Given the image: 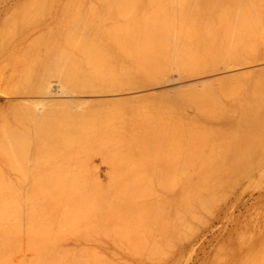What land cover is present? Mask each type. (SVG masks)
I'll return each mask as SVG.
<instances>
[{
    "label": "rangeland",
    "instance_id": "374dc122",
    "mask_svg": "<svg viewBox=\"0 0 264 264\" xmlns=\"http://www.w3.org/2000/svg\"><path fill=\"white\" fill-rule=\"evenodd\" d=\"M138 1L0 0V264H264V178L253 179L258 182L251 180L249 185L245 181L236 192V196L239 195L237 206L228 210L223 222L215 226L208 225L212 215L207 212L201 213L198 219V213L194 216L187 213V217L182 209L177 214L165 213L159 207L151 209L148 205L154 193L160 195L173 184V172L167 167L172 168L177 160H264V107L260 110L264 104V59L261 58L264 46L258 43L264 42V25L254 16L248 17L251 13L257 17L253 0L250 6L247 0H237L238 4L234 0L232 8L236 3L240 12L227 6V11L223 10L224 5L220 4L228 0H212L216 1L213 7L220 6L226 11L228 21L234 18H231L235 20L232 25L238 22L233 25L236 29L244 28L245 32L247 28L252 29L247 30L248 35L245 33L248 38L242 29L241 33L235 29L232 35V25L229 26L221 9L214 7L220 11V18L225 17L223 19L217 16V11L214 15L213 9L212 15L210 9V15L205 12L211 5L201 7L206 9V14L198 11L208 22L214 15L216 22L211 20L210 23L223 22L220 26L224 29L225 21L229 24V28H225L231 31L227 33L224 29L229 34L225 38L220 37L224 30L218 29L220 34L213 31L216 25L206 36L200 32L208 39L204 46L202 34L198 33L202 35L199 37L196 32L191 36L188 33L189 20L194 21L191 12L200 7V4L196 6L198 1L193 2V10L191 4V11L187 9V14L191 15L188 20L185 18L187 32L177 31L178 35L172 31L178 29L174 26L178 27L176 23L181 24L178 13L184 12V0L181 4L172 0V4L174 1L181 6L182 11L175 12L176 15L172 13L175 6L172 7L171 0H140L136 4ZM141 3L149 7V11L140 8ZM134 4L140 5L138 10L142 9L141 21L146 20V24L149 21V27L142 23L139 26L148 27L147 31L151 28L153 32H148L151 37L147 36L153 38V45L163 36L154 46L158 53L151 44L156 51L152 50L151 54L158 60L147 52L150 44L144 46L146 52L138 54L152 57L143 55L150 58L147 64L141 55L139 62L146 65L136 63L137 67L141 64L138 70L152 74L149 80L143 77L153 83L148 86L150 90L148 87L146 90L131 88L129 74H134H131L133 79L142 72H131L132 68H128L131 70L128 74L127 66L123 70L121 65L122 62L124 65L122 60L130 63L127 58L130 60L137 51L125 46L132 45V36L140 28L135 24L138 27L135 26V32L131 26L138 20L141 22L135 15L138 12H134ZM162 4L173 16L166 9L162 11ZM247 5L254 11L247 10ZM243 10L248 13L241 14ZM127 13L131 18L135 15L136 21L132 23L134 18H128L123 22ZM157 14L162 15V19ZM116 15L123 21L119 25L113 23L116 27L111 26V22L119 21ZM165 15L174 18L168 19ZM248 18L253 19L250 22ZM156 20L160 24L156 22L153 26ZM253 20L260 24L256 29L251 28L255 27ZM128 22L133 27L129 30ZM193 23L191 29H195ZM101 24H104L103 29L109 24V30H103L104 36H96ZM207 24L201 26H211ZM120 25L126 26L128 31L133 29L134 34L127 33L128 39L122 35L125 27L122 29ZM164 27V31H171L169 37L163 32ZM253 30L257 31L252 39L249 34L251 36ZM161 33H166L167 37ZM171 33L179 37L185 33L189 47L184 46L183 41L169 47ZM238 33L251 38L250 43L239 42L245 38ZM194 34L201 39L202 47L196 48L198 43L190 42L196 37ZM237 34L241 39L235 38L243 44V52L235 47L237 41L232 36ZM119 35L127 37L125 45ZM182 36L181 40L185 41ZM110 38L114 39V45L119 39L116 41L119 51L109 43ZM164 38L169 39L168 49L182 44L190 50L195 45L193 49H198L197 52L192 48L193 54L186 52L191 65L188 57L189 65L184 64L186 59L181 62L182 56L178 63L179 67L184 64L182 69L173 66L174 63L168 65L172 58L167 62L171 57L167 54L175 53L177 46L173 51L169 49V53L161 43ZM209 39L217 41L212 51L209 44L213 40ZM121 40L125 47L120 53L122 45L117 42ZM173 40L176 41L175 37ZM223 41L227 43L224 46ZM218 42L225 50H219ZM233 43L235 48H232ZM256 43L259 45L253 46ZM103 44H109L113 52ZM160 44L164 46L161 48ZM99 45L106 47L107 52ZM184 47L180 50L185 55ZM180 50H176L177 56ZM128 53L131 57H125ZM189 53L192 57L187 55ZM112 54L115 60L108 58ZM193 58H197L195 62ZM115 61L118 62L116 67ZM139 78L144 81L141 75ZM136 82L133 81V85ZM104 88L118 91L109 92ZM88 90L107 92L95 94ZM165 178L169 184L163 183Z\"/></svg>",
    "mask_w": 264,
    "mask_h": 264
},
{
    "label": "bare ground",
    "instance_id": "6f19581e",
    "mask_svg": "<svg viewBox=\"0 0 264 264\" xmlns=\"http://www.w3.org/2000/svg\"><path fill=\"white\" fill-rule=\"evenodd\" d=\"M140 1V0H139ZM137 2L136 4H139L140 2ZM144 1V0H143ZM164 1H166V0H164ZM164 1H162V2H164ZM168 2H169V0H167ZM175 1V0H174ZM173 1V4H172V0H171V5H172V7L174 8V6H175V8H174V11H173V9H172V13L174 12H179V10H181V6L179 5V4H181V2L183 1V0H178V5H177V2H176V5H175V2ZM177 1V0H176ZM181 1V2H180ZM199 3H198V2ZM205 1V2H204ZM209 1H212V0H188V3H187V0L185 1L184 0V2H186V4L183 2V6H182V10L187 14V9H189V12L191 11V5H192V10L194 9V7L193 6H195L194 5V3H196L197 2V4H196V6H197V8L199 7L198 5L200 4V7H199V9H196V12L194 11V12H191V14H193L192 16H193V18L194 19H192V17L190 18V19H192V20H194L193 22L191 21V20H189L190 21V25L193 23V26L195 27V29H191L192 28V26H188V24H189V22H188V24H187V26L189 27V31H188V33H189V35L191 36V35H193V33H197V35L199 36V37H202V35L204 36V34H205V36L207 35V33L208 34H210V31H212L213 29V31L214 32H216V33H218V34H220L219 32H220V30H218V29H221V31L222 30H224V29H226V28H229V26H231L232 25V23H234L235 22V20L234 21H231V18L229 19V21H231V22H229L228 21V15L226 14H224V12L226 13V9L228 8L229 9V7H231L232 8V6L234 5V0H232L233 1V3L230 1V0H228V2H226V4L224 3H221L220 5L221 6H223L224 5V7L222 8L223 10L225 9L226 11H223L221 8H220V6L218 7V8H216L215 6V8L216 9H221L220 11L221 12H223V15L224 16H226V18H227V23H230V25L228 26L227 25V23H225V21H224V25H225V27H224V25H223V27H224V29L220 26V25H222V23L223 22H221L220 23V25H216L215 23V25H216V27L215 28H211V27H214L215 25H213L212 23H210L211 22V20L213 21H215L216 22V19H213V18H217V17H214V15L216 14V11L217 10H215L214 9V7L212 6V4L214 3V2H216V1H212V3L211 4H208V2ZM227 1V0H226ZM240 1H245V0H240ZM249 3H246V4H249V6H250V2H251V0H247ZM264 0H253V7H254V10H255V12H256V15H257V17H255V15H253L254 13H251V12H249V13H251L252 14V16L250 15V16H248V17H253L254 16V19L255 18H257L258 19V23H260L261 25H264V2H263ZM190 2V3H189ZM194 2V3H193ZM221 2V1H220ZM230 2H231V6L229 5L228 6V4H230ZM144 3V2H143ZM236 3H237V0H236ZM236 3H235V6H234V8H237L236 6H238V5H236ZM169 4V9H170V5ZM185 4V5H184ZM187 4H188V6H187ZM191 4V5H190ZM201 4H203L204 6H202ZM206 4H208V5H206ZM216 4V3H215ZM215 4H213V5H215ZM238 4V3H237ZM135 5V4H134ZM141 5H142V3H141ZM166 5L168 6V3L166 2ZM165 4H162V11L164 10V9H166V10H168L167 9V7L166 8H163V6H166ZM209 5H211V8H209L208 6ZM140 6V5H139ZM138 5H135V6H133V7H135V9H136V11L134 10V12L135 13H137V14H135L136 16L138 15L139 16V13L141 12L142 13V11H140V10H142V9H144V10H146L147 8H149V7H146V5L145 6H143L142 5V7L140 6V8H142V9H140L139 8V10H138V8L137 7H139ZM177 6V7H176ZM178 6H180L179 8H178ZM225 6H227V8L225 7ZM252 6V5H251ZM144 7V8H143ZM171 7V8H172ZM186 7H188V8H186ZM201 7H208V10H204L203 8L202 9H200ZM242 7V6H241ZM248 7V5L246 6V9L248 10L249 9V11H250V9H252L253 10V8L251 7V8H247ZM176 8H178V10H176ZM186 8V9H185ZM230 8V10H232V9H234V8H232L231 9ZM243 8V7H242ZM242 8H241V11H242ZM150 9H152V8H150ZM209 9H210V14L212 15L213 13H214V11H215V13H214V15H213V17L211 16H208V18L210 17V18H212V19H210L209 18V22H208V19H207V17H205V16H203V15H201L202 13L200 12L201 10H203V13H204V11L207 13V14H209ZM211 9H213V13H212V11H211ZM238 9V8H237ZM236 9V11H238V12H240L239 11V9L237 10ZM244 9H245V7H244ZM138 10V11H137ZM148 10V9H147ZM181 10V11H182ZM186 10V11H185ZM198 10H200V11H198ZM217 11V16L219 15V12L220 11ZM229 10V11H230ZM253 10V11H254ZM149 11V10H148ZM151 11H154V10H151ZM161 11V10H160ZM198 11V12H197ZM166 12V11H165ZM168 12H170V10H168ZM168 12H166V14H168L169 15V13ZM184 12H179L178 14L182 17V15H183V13ZM188 12V13H189ZM247 11H244L243 10V13H241V14H244V15H246L247 13H246ZM126 13V12H125ZM124 13V14H125ZM144 13H145V11H144ZM153 13V12H152ZM160 13V12H159ZM164 13V12H163ZM171 12H170V15L172 14ZM196 13V14H195ZM199 13H200V15L202 16V17H204L203 18V20H205V21H203L202 20V18L200 17V15H199ZM206 13H204V14H206ZM234 13H235V10H234ZM146 14H148V13H146ZM145 14V15H146ZM165 14V13H164ZM184 14L185 16H184V18H183V20H182V18L180 17L179 18V16H178V19H180V23L181 24H179V23H176V24H178V27H177V25H174L176 28H178V29H174L173 28V25L170 27V29H171V31L174 29V31H172V33H174L175 31L177 32H181L182 30L183 31H185V30H188V28H186L185 30H184V27H185V24H186V21L188 20V18H189V15H190V13L189 14ZM197 16L196 18L197 19H200V20H197L194 16L195 15ZM209 14V15H210ZM220 14H222V13H220ZM236 14H237V12H236ZM121 15V14H120ZM127 16H126V19H124V18H122V19H119L118 18V16L116 15V17L115 18H118L119 19V21L118 20H116V21H113V22H111V26H112V24L113 23H116V22H118V25L119 24H121L120 22H121V20L123 21V22H125V20H128V18H130L129 20H132L133 18V20H132V23L134 22V21H136V16L134 17L133 16V18H131V16L129 17V13H127L126 14ZM130 15H131V13H130ZM169 15V16H170ZM175 15H176V13H175ZM198 15H199V17H198ZM141 16H143V14L142 15H140L139 16V18H137V19H140V21H141ZM149 17L150 16H152L151 14H149L148 15ZM157 16H159V14H157ZM166 17V15H165V17L166 18H170V17ZM171 16H173V14L171 15ZM191 16V15H190ZM237 16H238V14H237ZM243 16V15H242ZM241 16V17H242ZM246 16V17H247ZM159 17H161V19H162V15L161 16H159ZM164 17V18H165ZM246 17H243V18H246ZM165 18V19H166ZM173 18L174 17H171L170 19H172L173 20ZM175 18H177V17H175ZM185 18L187 19V20H185ZM206 18V19H205ZM219 18H220V15H219ZM218 18V19H219ZM223 18H225V17H222V15H221V18L220 19H223ZM114 19V18H113ZM145 19V18H144ZM147 19V18H146ZM218 19H217V24H218ZM232 19H234V18H232ZM236 19H237V17H236ZM250 19L251 18H248V20L250 21ZM253 19V18H252ZM252 19H251V21H252ZM256 19V20H257ZM149 20V19H148ZM150 20H151V17H150ZM154 20H155V18H154ZM160 20V19H159ZM167 20V19H166ZM171 20V21H172ZM177 19H175V21H176ZM185 20V21H184ZM197 20V21H196ZM206 20H207V22H206ZM226 20V19H225ZM247 20V21H248ZM139 21V20H138ZM138 21H136V23L134 22V24H132L131 26H134V29H135V32H136V28L138 29V27H137V25H135V24H138V26H139V23H142L143 25L144 24H146V20H144V23H143V21H141V22H138ZM163 21H164V19H163ZM174 21V22H175ZM183 21L185 22V23H183ZM200 21H203V23L201 22L200 23ZM221 21H223V20H221ZM249 21H248V23H249ZM250 21V22H251ZM255 20H253V23H254V25H255V27H251V28H254V29H256L258 26H257V24L258 23H256V22H254ZM122 22V23H123ZM156 22H157V20L155 21V23H152L153 24V26H154V24H156ZM165 22H167V21H165ZM169 22V21H168ZM192 22V23H191ZM195 22H198L199 24H197L196 23V25H195ZM130 23L131 22H128V23H126L127 25L126 26H128L127 28H128V30H129V27H130V29L131 28H133V27H131L130 26ZM148 23H149V21L147 22V26L149 27V25H148ZM150 23H151V21H150ZM158 23V22H157ZM204 23H208L207 24V26L209 25V24H211V26L209 27H205V26H201V25H203ZM247 23V22H246ZM247 23V24H248ZM252 23V24H253ZM256 23V24H255ZM123 24H125V23H123ZM158 24H160V23H158ZM175 24V23H174ZM236 24V23H235ZM235 24H233V25H235ZM237 24H238V22H237ZM236 24V25H237ZM260 24H258V25H260ZM93 25V24H92ZM96 25V24H95ZM104 24H101L100 25V29H98L100 32H102L101 34H100V32L98 31V33H96L95 35L96 36H99V35H101V36H104L105 34H106V32L105 31H103V30H109V28H108V26H109V24L107 25V28H105V29H103L104 27ZM143 25H141L143 28H141V26H139L140 28L138 29V33L136 32V34H134L133 32H134V30L132 29L131 31H128L127 29H126V26H124L125 27V29H124V27L122 28L121 27V25H120V27L122 28V29H124V30H126L125 32H123L122 33V35L124 34V36H127V33H129V32H131L132 34H134L133 36H132V38H133V41L131 40V42H133L132 43V45H128V46H132V47H128L127 45H125V43L126 42H124V40L128 37V39H129V34H128V36L127 37H125V39H124V37L123 36H121V35H119V39H120V36L123 38L122 40H123V45H125L126 46V48H128V49H132V48H134V50L136 49L137 51H135V52H138L137 54H135V52H133L134 54H135V56H133L134 54H132V57H131V54L130 53H128L129 54V56H125V57H131L132 58V61H131V58H130V60H129V58H127L128 59V61H130V63H125V61L126 60H122V61H124V65H123V62L121 63V65L123 66V70H124V67H126V69H127V73L129 74V72L131 71V72H133L134 70H137L138 72L137 73H139V70L141 69L140 67H141V64L142 65H146V64H143L141 61V64L139 65L140 67H137V65H136V63L137 64H139L140 62H139V57L142 55V53H141V55H138V54H140V52H142L143 50H144V52H146L145 50H147V48L145 49V47L144 46H146V45H148V44H150V49H149V47H148V50H147V52L148 53H150V55H154V54H151L153 51H154V49H152L151 48V44H152V46L154 47L155 45H157V43L159 42V41H161L162 39V37L163 36H161V35H164V37H165V35H166V33L168 34V37L170 36V32L171 31H169V32H166V31H164V29H165V27L162 29L163 30V32H166V33H161V38H159L158 39V41L156 42V44L155 45H153L154 43V40H153V38H149V36L151 37V35H149V33H151V32H153V31H151V28H149V30L147 31L146 29L148 28V27H146V28H144V26ZM164 25V24H163ZM179 25H181V30H179L180 29V26ZM198 25H200L201 27H200V29H199V27H197ZM232 25V26H233ZM240 25V24H239ZM239 25H238V27H239ZM249 25V24H248ZM113 26H117V25H115V24H113ZM135 26H136V28H135ZM186 26V27H187ZM232 26H231V31H229V29H226V30H228L227 31V33L228 32H231L232 33V35H233V31L237 28V26H236V28L233 26V29H232ZM257 26V27H256ZM96 27V26H95ZM110 27V26H109ZM120 27H117V28H120ZM151 27H152V25H151ZM155 27H157V26H155ZM154 27V28H155ZM159 27V26H158ZM160 27H162V26H160ZM166 30L167 29H169V27H168V25L166 24ZM183 27V28H182ZM191 27V28H190ZM205 27V28H204ZM218 27H220V28H218ZM241 27H243V25H241ZM91 28V26H89V29ZM97 28V27H96ZM95 28V29H96ZM102 28V29H101ZM116 28V29H117ZM210 28V29H209ZM112 29V28H111ZM159 29H161V28H159ZM212 29V30H211ZM215 29H217V30H215ZM243 31H242V30ZM241 29H236L237 30V32L239 31L240 33H241V31H242V33L244 32V34L246 33L247 34V30H248V28H247V30H246V32L244 31L245 29L244 28H241ZM113 30V29H112ZM120 30V29H119ZM155 30V29H154ZM161 30V31H162ZM226 30H224V32H222L221 34L222 35H220V37L222 38V36H224L223 38H225L226 36H229V34H226L225 33V31ZM236 30H235V32H236ZM249 30H252V29H249ZM248 30V31H249ZM87 32H89L90 30H86ZM128 31V32H127ZM168 31V30H167ZM254 31H257V30H253V31H251V32H253V33H251V36H250V34H249V37H251L252 39H253V37H252V35L254 34ZM120 32V31H119ZM149 32V33H148ZM175 32V33H176ZM178 32H177V35H178ZM185 32H187V31H185ZM200 32H203V33H200ZM234 32V33H235ZM105 33V34H104ZM118 33V30H117V32H116V34ZM121 33V32H120ZM125 33H126V35H125ZM144 33H145V35H144ZM171 33V34H172ZM198 33H200V34H202V35H200V34H198ZM223 33L225 34V35H223ZM230 33V34H231ZM99 34V35H98ZM183 34V36L182 37H184V35H185V33H181V35ZM217 34V35H218ZM236 34V33H235ZM239 34V33H238ZM238 34L237 35H235V36H232V38H235V37H237V39L238 40H240L241 38H239L238 37ZM244 34H239V35H241V36H243L244 38H245V36H244ZM245 34V35H246ZM256 34V33H255ZM95 35H94V37H95ZM114 36H115V34H113ZM147 35H149V36H147ZM173 35V34H172ZM181 35H180V37L179 36H176L175 34L173 35V36H171L172 37V39L171 38H169L170 39V41L171 42H169L168 40V38L167 39H163V41L161 42V43H164V45H165V48H167V51L169 52V49H168V46L166 47V45L168 44V42L169 43H171V44H169L170 46L169 47H171V45L173 44L174 45V43H182V41H183V45L184 46H188V45H186L187 44V41H188V39H186V37H184V39H185V41L184 40H181ZM194 35H196V34H194ZM196 35V37L195 36H193V40L192 41H190V39H189V41L191 42V43H193V44H197L196 46H198V47H196L195 45H193V46H191L190 47V50H188V47H187V49L181 44V45H175L174 47H176V48H174V50H175V53H173L174 51L172 50L173 48H171L170 50L171 51H173L172 53L171 52H169V53H171V55L170 54H167L168 55V57H170V58H168V60H166L167 62L172 58V60L171 61H169L168 62V65L170 64V65H173V63L175 64V65H173V66H176V65H178V63H180V60H181V62H183V60L184 59H186V57H188L189 58V61H188V59H186L185 60V62L186 61H188L189 62V64L191 65V62H190V57L189 56H186V52H187V50L190 52L192 49H193V47L195 46L196 48H199L201 45V39L199 40V38H197L198 36ZM212 35H214V34H212ZM211 35V36H212ZM248 35V34H247ZM246 35V37L248 38V36ZM90 36H91V34H90ZM101 36H100V38H101ZM118 36V35H117ZM154 36V34L152 35V37ZM157 36H159V34L157 35ZM156 36V37H157ZM205 36L203 37L204 39H205ZM210 36V35H209ZM240 36V37H241ZM155 37V36H154ZM166 37H167V35H166ZM174 37H175V40L177 41H175V42H173L174 40ZM178 37H179V39H178ZM187 37H188V34H187ZM214 37H216L215 35H214ZM218 37V38H217ZM216 37V39H218L219 41L221 40V38H219V36H217ZM132 38H130V39H132ZM189 38V37H188ZM191 38V37H190ZM195 38H197L196 40H195ZM230 38V37H229ZM247 38H245V39H241L239 42H241V41H243V43H244V40L246 41L245 43H247L248 42V44L250 43L249 42V40L251 39V38H249V39H247ZM105 39V38H104ZM115 39H116V37H115ZM118 39V40H119ZM204 39H202V43H203V46L204 45H206L207 44V37H206V39H205V41L203 42V40ZM216 39H209L210 41H212V43H210L209 44V46L212 48H210L208 45L206 46V47H209L210 48V50L212 51V50H214L213 48L215 47V42H216V44H217V41H215ZM236 39V38H235ZM236 39V41H237V43H239L238 42V40ZM118 40H116V41H118ZM122 40L121 41H119V42H117V44H119V43H121L120 44V46L122 45ZM179 40V41H178ZM226 40V39H225ZM227 40H228V37H227ZM226 40V41H227ZM104 41V40H103ZM106 41V40H105ZM109 41V40H108ZM110 41H111V38H110ZM113 41H114V39H113ZM113 41H111V42H109V43H112L111 45H112V47L113 48H115V50H116V48H117V45H116V41H115V45L113 44ZM156 41V40H155ZM181 41V42H180ZM196 41V42H195ZM209 41V42H210ZM222 41V40H221ZM261 41V40H260ZM260 41H258V43H260L261 45L260 46H264V42H263V40H262V43L260 42ZM96 42H99L98 40L96 41ZM173 42V43H172ZM199 42H200V44H199ZM252 42V44H255V41L253 42V40L251 41ZM257 42V41H256ZM102 42H99V44H101ZM108 43V42H107ZM160 43V42H159ZM189 43V42H188ZM204 43H206V44H204ZM237 43H235L236 44V46H235V44L233 43V45H232V48H237V47H239V49L241 48V46H243V44H241V43H239L238 44V46H237ZM258 43H256V45H253V46H257V44ZM190 44V43H189ZM225 44H227L226 42H225ZM224 44V41H223V46L225 45ZM241 44V45H240ZM104 45V44H103ZM99 45V46H101V48L103 47V49H104V51L105 52H107V49L105 50V48L106 47H104V46H107V48L108 47H111V46H109V44H107V45ZM115 47H114V46ZM121 46V48H120V53H121V51H123V50H121L122 48H124L125 46ZM159 45V44H158ZM161 45V48H162V46H164L163 44H160ZM172 45V46H173ZM218 45H220V47L219 46H217L218 48H219V50L220 51H223V48H221V42L219 43L218 42ZM240 45V46H239ZM259 45V44H258ZM181 46L182 47H184L183 49L184 50H182V52L184 51L185 52V55H184V53H182L184 56H185V58H183L184 56L181 54V50H180V48H181ZM233 46H235V47H233ZM252 45L250 44V47H251ZM112 47L111 48H109L108 50L110 51V50H114V49H112ZM144 47V48H143ZM202 47V46H201ZM206 47H205V49H206ZM215 48V49H217L218 50V48ZM119 48V47H118ZM117 48V50L116 51H119V49ZM155 49H156V51L158 50V48L157 47H154ZM159 48H160V46H159ZM192 48V49H191ZM195 48V49H196ZM221 48V49H220ZM178 49L180 50V52H179V57L176 55V50L178 51ZM204 49V48H203ZM208 49V48H207ZM239 49H238V51H239ZM130 50H128V52H130ZM133 49L131 50V51H134ZM149 50H151L150 52H149ZM153 50V51H152ZM162 50V49H161ZM194 50V49H193ZM192 50V51H193ZM210 50H207V51H210ZM224 50H225V48H224ZM232 50H234V51H236L235 49H232ZM247 50V49H246ZM260 50V48H257V51H259ZM108 51V52H109ZM116 51H114V52H116ZM156 51H154V52H156ZM163 51V50H162ZM161 51V52H162ZM192 51L190 52V53H192ZM195 52H197L198 51V49H197V51L196 50H194ZM193 51V52H194ZM210 51V52H211ZM220 51H218V52H220ZM237 51V52H238ZM240 51H242L243 52V49L241 48L240 49ZM110 52H113V51H110ZM160 52V53H161ZM164 52V51H163ZM162 52V53H163ZM214 52H216V51H214ZM214 52L213 53H211V55L212 54H214ZM256 52V51H255ZM264 52V51H263ZM100 53H102V52H100ZM157 53H158V51H157ZM178 53V52H177ZM190 53L189 54H187V55H190ZM201 53V52H200ZM203 53H205V52H203ZM202 53V54H203ZM236 53V52H235ZM241 53V52H240ZM258 53V52H257ZM256 53V54H257ZM113 54H115V53H113ZM110 55L108 58L111 60L112 59V57H113V60H115V58H116V56H115V58H114V55ZM156 54V53H155ZM181 54V55H180ZM193 54V53H192ZM196 54V53H195ZM202 54H201V56H202ZM121 55V54H120ZM143 55H147V54H145V53H143ZM143 55H142V59L143 58H145V59H143V62H148L147 60L148 59H150V58H152V57H150V55H149V57L150 58H148V59H146V57H143ZM148 55H147V57H148ZM160 55V54H159ZM159 55H157V56H159ZM207 55V54H206ZM205 55V56H206ZM122 56V55H121ZM155 56V55H154ZM153 56V57H154ZM166 56V53L165 54H162V58L164 59V57ZM182 56V57H181ZM191 57H192V55H190ZM175 57H177L176 59V63H175V60H174V58ZM181 57V58H180ZM194 57V56H193ZM200 57V56H199ZM202 57H204V56H202ZM119 58V57H118ZM123 59H125L124 57H122ZM158 58V57H157ZM155 59V57H154V59L155 60H158V59ZM159 58H161V55H160V57ZM167 58V57H166ZM179 58H180V60H179ZM261 58H263L264 59V57H261ZM194 59V58H193ZM195 59H197V58H195ZM195 59H194V61L193 62H195ZM118 60V59H117ZM146 60V61H145ZM127 61V62H128ZM133 61H134V63H135V66L137 67H135L134 66V63H133ZM152 61H153V59H152ZM152 61H151V63H152ZM139 62V63H138ZM149 62H150V60H149ZM159 62V61H158ZM164 62V61H163ZM166 62V63H167ZM188 62H186V63H184V64H187ZM117 63L118 62H114L113 64H114V66L116 67L117 66ZM154 63H156V62H154ZM198 63V62H197ZM120 64V63H119ZM118 64V65H119ZM130 65L131 67H129L128 65ZM132 64V65H131ZM148 64V63H147ZM184 64L182 65V67H179L180 65H178V68H183V66H184ZM189 64H187V65H189ZM111 65V64H110ZM112 66V65H111ZM120 66V65H119ZM134 66V67H133ZM158 66V65H157ZM110 67V66H109ZM113 67V66H112ZM144 67V66H143ZM151 67H152V65H151ZM151 67H149V68H147V69H150ZM155 67V66H154ZM169 67H171V66H169ZM187 67V66H186ZM119 68H121V67H119ZM131 69L130 71H129V69ZM138 68H140L139 70H138ZM156 68V67H155ZM155 68H152V69H155ZM168 68V67H167ZM185 68V67H184ZM190 68V67H189ZM109 70H110V68H108ZM112 69H115V71H116V69L117 68H112ZM125 69V70H126ZM109 70H107L106 72H108ZM143 70H144V68H143ZM188 70V69H187ZM147 71V70H146ZM152 71V70H151ZM125 72V73H126ZM140 72H142L143 74H148V73H145V72H143L142 70H140ZM147 72H149V71H147ZM109 73V72H108ZM126 73V74H127ZM137 73H136V75H137ZM140 74L141 76H142V80L145 78L146 80L148 79H151V75L150 74H148V76H144L143 74ZM150 73V72H149ZM128 74L126 75V77H127V80H128ZM131 74H133V73H130L129 74V79H131L130 80V82H131V84H132V87L131 88H146V87H148V86H152L153 85V83H151V81L150 82H146L145 81V79H144V81H141V78H139L140 77V75L138 74L137 76H138V78L139 79H136L137 78V76H134V78L132 79V77H131ZM104 75V74H103ZM134 75V74H133ZM149 75L151 76V77H149ZM100 75H98L97 77H99ZM102 76V75H101ZM106 76H107V73H106ZM136 77V78H135ZM144 77V78H143ZM148 77V78H147ZM106 78V77H105ZM135 80H137V82L135 81ZM152 80H153V78H152ZM129 81V80H128ZM133 81H134V83L136 82V84H134L133 85ZM127 82V81H126ZM154 82H155V80H154ZM130 84V83H129ZM130 84V85H131ZM156 84V83H155ZM160 84V83H159ZM125 85H127V84H125ZM129 85V86H130ZM134 86V87H133ZM157 86V85H156ZM155 85H154V87H156ZM130 88V87H129ZM128 88V89H129ZM173 88V87H172ZM120 90H122V88H119ZM127 89V88H126ZM147 89V88H146ZM145 89V90H146ZM148 89L150 90V87H148ZM152 89V88H151ZM162 89V88H161ZM160 89V90H161ZM103 90H114V91H118V90H116V89H103ZM103 90L102 91H100L99 92V90H97V91H92V90H88V92H90V91H92V92H97V94H99V93H106L105 91L103 92ZM138 90V89H137ZM141 90V89H140ZM80 91V90H79ZM79 91L77 90L76 92H78L79 93ZM85 92H87V90L85 91ZM99 92V93H98ZM110 92V91H109ZM112 92V91H111ZM91 93V92H90ZM94 93H92V94H94ZM96 94V93H95ZM79 99V98H78ZM81 99V98H80ZM79 99V100H80ZM236 102H234V104H235ZM230 104H233V103H230ZM230 106H235V105H230ZM262 106L264 107V104L263 105H261L260 106V110H261V108H262ZM262 112V111H261ZM262 115V114H261ZM168 169H170L172 172H173V184H171V185H169L168 186V188L162 193V194H160V195H158V194H155L154 193V196H152L151 197V199L148 201V205L151 207V209H153V208H155V207H159L160 209H162V211H164L165 213L167 212V211H169L170 213H172V211H173V213H175V214H177L179 211H180V209H182V211H186V215L185 216H187V213H188V215H192V216H194L195 214H197L198 213V219H200V214L201 213H204V212H207L208 214L210 213L212 216H211V222L208 224L209 226H215V225H217V223H219V222H223V220H224V217L226 216V214L228 213V210H230V209H233V208H235L236 206H237V201H238V196H236V192L238 191V189L240 188V187H243L244 185H243V183L245 182V181H248V185L249 184H251V182L252 183H254V182H258V181H256V180H253V179H263L264 178V160H237V161H231V160H177L176 161V163L174 164V166L171 168V167H167ZM55 175H57V174H55ZM55 175H54V178H55ZM53 177V176H52ZM53 179V178H52ZM251 180H253V181H251ZM251 181V182H250ZM163 183H166V184H169V181H168V179H166L165 178V180H164V182ZM194 183V184H193ZM97 186H99V184H96ZM243 185V186H242ZM241 194V193H240ZM217 197H219L216 201H214V202H211L212 200H213V198H217ZM64 199H66V198H64ZM68 203V202H67ZM67 203H65V204H67ZM209 203V204H208ZM64 203L63 202H61V205H63ZM206 204H208V206L209 205H211L210 207H208ZM183 215H184V213H183ZM188 217V216H187ZM197 218V217H196ZM188 219H190V217L188 218ZM199 221V220H198ZM1 232V231H0ZM1 234V233H0ZM1 250V249H0ZM4 259V258H3ZM1 262V261H0Z\"/></svg>",
    "mask_w": 264,
    "mask_h": 264
}]
</instances>
